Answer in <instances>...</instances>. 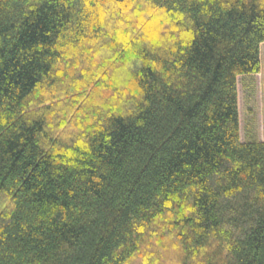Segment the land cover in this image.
<instances>
[{
    "label": "trees",
    "instance_id": "16d2710c",
    "mask_svg": "<svg viewBox=\"0 0 264 264\" xmlns=\"http://www.w3.org/2000/svg\"><path fill=\"white\" fill-rule=\"evenodd\" d=\"M261 44L264 0H0V264H264Z\"/></svg>",
    "mask_w": 264,
    "mask_h": 264
},
{
    "label": "rangeland",
    "instance_id": "374dc122",
    "mask_svg": "<svg viewBox=\"0 0 264 264\" xmlns=\"http://www.w3.org/2000/svg\"><path fill=\"white\" fill-rule=\"evenodd\" d=\"M260 61L259 74L237 78V102L242 142L264 141V44L260 46ZM100 93L103 94V90L97 92L93 107L100 105ZM83 119L84 117L81 118Z\"/></svg>",
    "mask_w": 264,
    "mask_h": 264
}]
</instances>
